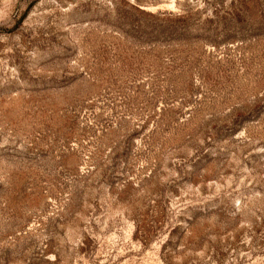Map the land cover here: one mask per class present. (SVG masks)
Returning <instances> with one entry per match:
<instances>
[{
    "label": "rangeland",
    "instance_id": "rangeland-1",
    "mask_svg": "<svg viewBox=\"0 0 264 264\" xmlns=\"http://www.w3.org/2000/svg\"><path fill=\"white\" fill-rule=\"evenodd\" d=\"M0 264H264V0H0Z\"/></svg>",
    "mask_w": 264,
    "mask_h": 264
}]
</instances>
